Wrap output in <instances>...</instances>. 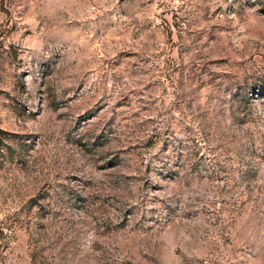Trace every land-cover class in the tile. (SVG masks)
Returning a JSON list of instances; mask_svg holds the SVG:
<instances>
[{"label":"rangeland","instance_id":"obj_1","mask_svg":"<svg viewBox=\"0 0 264 264\" xmlns=\"http://www.w3.org/2000/svg\"><path fill=\"white\" fill-rule=\"evenodd\" d=\"M0 264H264V0H0Z\"/></svg>","mask_w":264,"mask_h":264}]
</instances>
